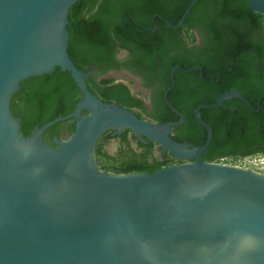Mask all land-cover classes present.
<instances>
[{"label":"water","instance_id":"obj_1","mask_svg":"<svg viewBox=\"0 0 264 264\" xmlns=\"http://www.w3.org/2000/svg\"><path fill=\"white\" fill-rule=\"evenodd\" d=\"M77 1L0 0V264H264V175L199 160L211 141L199 111L241 95L227 91L195 108L206 131L198 147L168 137L181 117L157 125L100 101L66 53L67 13ZM246 3L264 15V0ZM54 68L69 73L82 99L24 135L10 99L20 82ZM68 118L77 119L72 133L46 146L42 132ZM108 131H129L180 163L151 174L100 170L94 147Z\"/></svg>","mask_w":264,"mask_h":264},{"label":"flooded vegetation","instance_id":"obj_2","mask_svg":"<svg viewBox=\"0 0 264 264\" xmlns=\"http://www.w3.org/2000/svg\"><path fill=\"white\" fill-rule=\"evenodd\" d=\"M190 1L96 0L87 16L92 15L98 7L109 10L112 15L105 18L106 28L114 42L111 52L104 56L99 67L87 64L84 70L87 71V76L84 77L87 91L100 101L117 104L121 108L123 107L118 98L128 105L139 104L136 107L143 108L145 113H140L136 107H131V112L138 114L137 118L152 124L179 122L181 117L183 121L170 127L168 137L178 144L186 143L195 147L203 145L206 139V131L193 116L195 108L213 104L223 93L235 91L244 101L229 98L219 106L201 109L200 111L215 108L199 117L210 131L209 123L216 127L218 137L226 135L228 139H232L237 152H250L243 157L264 152V15L253 13L248 6V11L257 15L256 17L242 12L244 8L234 7L241 3L240 0H225L233 7L224 8L217 15L208 18L206 15L211 10V4L223 2L195 0L180 25L174 27L181 16L180 8L187 6ZM174 19L176 20L172 23ZM114 61L123 62L126 67L108 69ZM176 66L181 70H174L172 86L164 99L163 94L170 86V71ZM182 66L188 68L184 70ZM118 72L136 79L139 90L133 93L125 84L116 80L100 84L109 79V73ZM73 85L77 89L74 81ZM112 86L114 87L110 91H103V94L115 98L104 100L98 90ZM142 91L145 92L143 95L140 93ZM81 99L82 95L77 89L64 116L72 113L74 104ZM194 102H198V106L193 107ZM209 102L211 103L203 104ZM175 107L191 110L192 121L188 123L184 114ZM48 112L49 109L45 108L42 115ZM37 115L34 113L30 116L31 119L26 120L29 129L27 134L34 125L36 128L43 125L38 127L34 123ZM85 115V110L80 111V117ZM221 117L224 118L220 119ZM76 121V118H68L46 128L41 134L42 142L56 149L51 137L55 136V140L63 141L72 133ZM123 133H126L128 139L140 142L129 131H122L111 137L118 138ZM111 134L113 131L105 132L97 139L94 152L100 141ZM140 143L145 147L152 144V148H158L150 141ZM158 150L163 158L169 159L168 163H180L168 153H162L159 148ZM226 150L228 147H222L214 152L207 147L199 155V160L206 161ZM235 157L239 156H229Z\"/></svg>","mask_w":264,"mask_h":264},{"label":"trees","instance_id":"obj_3","mask_svg":"<svg viewBox=\"0 0 264 264\" xmlns=\"http://www.w3.org/2000/svg\"><path fill=\"white\" fill-rule=\"evenodd\" d=\"M221 2H214L211 5V10L207 13L208 18L212 15H217L221 10L232 8L233 5L228 4L227 1L221 0ZM241 3L234 5V7L244 8L242 12H248L253 16H257L248 11L247 4L244 0H240ZM96 0H79L73 4L67 13V21L69 25L66 27L68 34V41L66 46V53L69 59L72 61L75 68L78 70H86L87 64L95 65L99 67L104 56L111 52L113 46V39L110 37L109 32L106 28V16H111V12L106 8L98 7L97 10L90 16H87L89 12L95 5ZM141 5V4H140ZM186 5H183L180 8L179 16L182 14ZM195 8V5L192 7V10ZM191 10V9H190ZM210 13V14H209ZM215 17V16H214ZM179 18V17H178ZM176 19L171 22L174 23ZM140 27V26H139ZM141 28V27H140ZM114 69H120L126 67V64L123 62H116L108 67ZM185 70L188 67L182 66ZM102 71H104L102 69ZM111 80H103L100 84L110 83ZM112 87L106 88L105 90H98L100 96L104 100L111 99L114 97L111 95L103 94V91H110ZM87 89V85H86ZM77 89L73 85V80L70 78L69 73L61 72L58 68H54L49 75H41L30 77L19 84V89L14 93L10 99L9 110L12 115L23 117V122L20 125V129L24 135H28V122L26 120L31 119L32 114H36L40 110L41 114H38V118L35 120V124L40 127L42 124L50 122L55 119L58 115L64 116L66 111L69 109V104L73 95H75ZM92 93V92H91ZM93 94V93H92ZM115 98V97H114ZM119 99V104L123 108L130 110L131 107H136L137 103L133 105H128L124 100ZM203 103V104H210ZM198 102H194L192 106H198ZM212 104V103H211ZM45 108L49 109L47 114H43ZM137 108V107H136ZM177 108L180 112L184 114L185 120L189 123L192 120V112L187 109ZM140 113H145L143 108H137ZM213 110H202L199 115L202 117L203 113ZM131 111V110H130ZM138 117V114L135 115ZM221 117L220 119H223ZM210 124L212 131V138L208 146L209 151H219L222 147H228L226 152H221L208 158L205 162H216L219 158L229 157L231 155H237L243 157L248 155L250 152H237L235 149L236 145L232 139H228L226 135L223 137H218L216 132V127ZM120 142V153L118 156L121 159V162L113 168L119 173L130 174V173H145L151 174L155 170L168 165L164 161L163 156L159 157L160 159L151 158L150 154L152 151V144L145 147L140 142H136V148L140 149V152L136 153L131 151L129 147V139L126 136V133L118 136ZM133 140V139H132ZM202 144V143H201ZM129 151L128 156H125L122 152ZM253 153V152H252ZM95 154L97 160L102 157L109 159L101 151V143L96 146ZM149 159V160H148Z\"/></svg>","mask_w":264,"mask_h":264},{"label":"rangeland","instance_id":"obj_4","mask_svg":"<svg viewBox=\"0 0 264 264\" xmlns=\"http://www.w3.org/2000/svg\"><path fill=\"white\" fill-rule=\"evenodd\" d=\"M109 77V79L112 80H116L118 82H122L123 84H125L131 92L135 93L139 90L138 86H137V80L134 78H129L126 76V74L122 73V72H118V73H109L107 75ZM142 93V95L145 92H140ZM141 96V94H140ZM144 99L146 100V98L144 97ZM145 119L147 117H144ZM101 143V151L102 153H104L106 156L109 157V159L106 158H102L100 157L98 160L96 158V163L99 167L100 170L102 169H113L115 168L118 163L121 162V159L118 154L120 153V142L119 139L117 137H111V136H107L105 137V139H102L100 141ZM129 147L131 149V151L133 152H140V149L136 148V142L131 140L129 138ZM125 156L130 155L129 151H123L122 152ZM159 157H161V154L158 150V148L155 146L152 149V152L150 154V159L151 158H155V159H160ZM164 159V161L167 162V164L169 165L170 162L168 158H162ZM249 161L253 162L254 164L250 165V169L251 171L257 173V174H261L264 175V152H259L253 155L249 156ZM149 160V159H148ZM233 163V162H232Z\"/></svg>","mask_w":264,"mask_h":264},{"label":"built area","instance_id":"obj_5","mask_svg":"<svg viewBox=\"0 0 264 264\" xmlns=\"http://www.w3.org/2000/svg\"><path fill=\"white\" fill-rule=\"evenodd\" d=\"M249 160H250L249 156L235 157V158L224 157V158H219L214 163L221 164V165H227V166H233V167H237L241 169H250V165L254 163Z\"/></svg>","mask_w":264,"mask_h":264}]
</instances>
